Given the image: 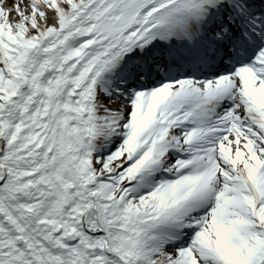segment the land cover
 Instances as JSON below:
<instances>
[{"label":"snow or ice","instance_id":"1","mask_svg":"<svg viewBox=\"0 0 264 264\" xmlns=\"http://www.w3.org/2000/svg\"><path fill=\"white\" fill-rule=\"evenodd\" d=\"M0 264H264V0H0Z\"/></svg>","mask_w":264,"mask_h":264}]
</instances>
